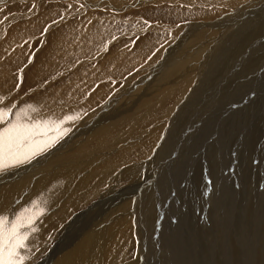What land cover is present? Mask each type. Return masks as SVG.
<instances>
[{
    "label": "rangeland",
    "instance_id": "obj_1",
    "mask_svg": "<svg viewBox=\"0 0 264 264\" xmlns=\"http://www.w3.org/2000/svg\"><path fill=\"white\" fill-rule=\"evenodd\" d=\"M1 1L0 65L11 75L0 130L35 125L37 142H49L0 168L2 192L27 174L0 211L9 225L35 214L20 229L22 264H73L78 245L95 254L104 239L115 254L92 264H263L264 0H139L116 11L91 6L99 0ZM58 153L64 163L43 171ZM71 164L74 177L53 176ZM42 178L59 188L38 196L36 211L17 208Z\"/></svg>",
    "mask_w": 264,
    "mask_h": 264
},
{
    "label": "bare ground",
    "instance_id": "obj_2",
    "mask_svg": "<svg viewBox=\"0 0 264 264\" xmlns=\"http://www.w3.org/2000/svg\"><path fill=\"white\" fill-rule=\"evenodd\" d=\"M1 1V0H0ZM24 1V0H23ZM26 1V0H25ZM24 1V2H25ZM29 1V0H28ZM94 1V0H93ZM139 0H114L113 2H108V3H103V1H101V0H99V1H97L96 3H94V6H93V4L91 5L92 7H96V6H98V7H109V8H117V9H115V11L116 10H118V8L119 9H121L122 7H129V6H131V5H129L131 2L133 3V5H135V4H137V2H138ZM144 1V0H143ZM185 1H187V0H184V2ZM188 1H190V0H188ZM233 1H235V0H225V2H228V3H232ZM2 3H5V1L3 2V1H1ZM37 2H39V1H37ZM44 2V1H43ZM67 2V1H66ZM140 2V1H139ZM180 2H183L182 0L180 1ZM210 2L211 3H218V5H219V2H222V0H214V2L212 1V0H210ZM8 3H10V2H8ZM31 3V2H30ZM34 3V2H33ZM33 3H31V4H33ZM112 3V4H111ZM193 3V2H192ZM236 3H238V2H236ZM48 4V3H47ZM29 5V4H28ZM34 6H35V4H33ZM104 5V6H103ZM111 5V6H110ZM112 5H114V7H112ZM140 5V4H139ZM37 6V5H36ZM46 6H48V5H46ZM83 6H84V4H83ZM136 6V5H135ZM29 7V6H28ZM49 7V6H48ZM62 7V6H61ZM85 7V6H84ZM50 8V7H49ZM53 8H55V6L53 7ZM215 8V7H214ZM5 9V8H4ZM52 9V8H51ZM50 10V9H49ZM107 10V9H106ZM59 11V10H58ZM61 11V10H60ZM109 11V10H108ZM234 11V10H233ZM262 11V10H261ZM35 12V11H34ZM43 12V11H42ZM146 12V11H145ZM205 12V11H204ZM210 12V11H209ZM1 13V12H0ZM6 13V12H5ZM32 13V12H31ZM41 13V12H40ZM217 13V12H216ZM21 14V13H20ZM33 14V13H32ZM43 14V13H42ZM46 14V13H45ZM47 14H48V12H47ZM71 14V13H70ZM77 14H79V13H77ZM131 14V13H130ZM25 15V14H24ZM34 15V14H33ZM41 16H43V15H41ZM117 16H118V14H117ZM28 17H30V16H28ZM44 17V16H43ZM48 17V16H47ZM121 17V16H120ZM23 18V20H24V16L22 17ZM32 18V17H31ZM42 18V17H41ZM110 18H111V16H110ZM123 18V17H122ZM113 19V18H112ZM7 20V19H6ZM22 20V22H23V25H22V23H21V26H15V28H11L10 29V34L8 35V37H7V40H9V39H12L13 38V36H15V37H17L16 35H17V32L18 31H20L21 29H22V31H20V32H23L25 29H26V27L29 25L28 23L26 24V21H23ZM28 20V19H27ZM38 20V19H37ZM119 20V19H118ZM117 19H116V21H118ZM31 21V20H30ZM106 21L107 20H105V22L104 23H106ZM119 21H121V20H119ZM10 22V21H9ZM101 21H99V23H100ZM127 22V21H126ZM128 22H130V21H128ZM32 23V22H31ZM238 23V22H237ZM110 24V23H109ZM59 25V24H58ZM107 25V24H106ZM1 26V25H0ZM3 26V25H2ZM73 26V25H72ZM76 26V25H75ZM90 26V25H89ZM96 26V25H95ZM12 27H14V26H12ZM103 27V26H102ZM33 28V26L30 28V29H32ZM76 28V32H77V27H75ZM0 29H2V28H0ZM28 29V28H27ZM69 30H70V27H69ZM82 30V29H81ZM90 30H92V29H90ZM201 30V29H200ZM75 31V30H74ZM89 31V30H88ZM2 32H3V30H2ZM8 32V31H7ZM70 32V31H69ZM68 32V33H69ZM71 32H72V30H71ZM95 32V31H94ZM98 32H101V31H99V29H98ZM26 33V32H25ZM75 34H77V33H75ZM79 34V33H78ZM78 34H77V36H78ZM93 34V33H92ZM95 34V33H94ZM240 35V34H239ZM21 36V35H20ZM69 36H71V35H69ZM84 36V35H83ZM19 37V36H18ZM72 37V36H71ZM86 37V36H85ZM73 38V37H72ZM70 39V38H69ZM82 39V38H81ZM144 39V38H143ZM6 40V41H7ZM71 40V39H70ZM84 40V39H83ZM51 41V40H50ZM149 41V40H148ZM171 41V40H170ZM241 41V40H240ZM14 41H12L11 43H13ZM54 42V41H53ZM145 42H147V41H145ZM5 43V42H4ZM0 44H3V43H0ZM83 44H84V42H83ZM19 45V44H18ZM82 45V44H81ZM85 45H86V42H85ZM146 45V44H145ZM3 46V45H2ZM2 46H0V50H1V47ZM50 46V45H49ZM139 46V45H138ZM147 46V45H146ZM154 46H156V45H154ZM6 48V47H5ZM46 48V47H45ZM59 48H60V50H64V49H68V45H66L65 47H64V49H61V47H58V50H59ZM63 48V47H62ZM76 48V47H75ZM6 50V53H7V50H10V48L8 49H5ZM48 50V49H47ZM59 50V51H60ZM45 51V50H44ZM53 51V50H52ZM75 51H76V49H75ZM115 51V50H114ZM163 51V50H162ZM9 52V51H8ZM21 52H22V50H21ZM54 52V51H53ZM57 52V51H56ZM55 52V53H56ZM116 52H117V49H116ZM5 52H0V62H1V60H2V56H4L5 54H4ZM14 53H16V52H14ZM121 53V55H123L124 56V54L125 55H127L126 53H124V54H122L123 53V51H121L120 52ZM21 54V53H20ZM41 54V53H40ZM57 54H60L59 52L57 53ZM116 54H118V53H116ZM42 55V54H41ZM40 55V56H41ZM46 56V55H45ZM111 56V55H110ZM47 57V56H46ZM128 57V56H127ZM20 58V57H19ZM39 58V57H38ZM11 59V58H10ZM10 59H8V60H10ZM106 59H108V58H106ZM5 60H6V58H5ZM40 60V59H39ZM53 60V59H52ZM120 60H122V59H120ZM260 60V59H259ZM4 61V60H3ZM2 61V62H3ZM11 61V60H10ZM9 61V62H10ZM55 61V60H54ZM102 61H106V60H102ZM110 61V60H109ZM108 61V63H110ZM101 63V62H100ZM104 64H102V65H105V66H108V64H107V62H103ZM124 63H126V62H124ZM9 63H8V61H5V62H3L1 65H0V86H5L6 87V82H9L8 81V79L10 78V75H11V72H10V68H9V65H8ZM18 64V63H17ZM37 64V63H36ZM35 64V65H36ZM110 65V64H109ZM112 66V65H111ZM36 67V66H35ZM86 67V66H85ZM84 67V68H85ZM5 68V71H7V72H5L4 71V73L6 74H4L3 73V69ZM38 68V67H37ZM110 68V67H109ZM36 69V68H35ZM108 68H106V70H107ZM80 70H85V69H80ZM95 70V69H94ZM94 70H90V73L89 74H87V75H85L86 77H90V76H92V77H94V75H96L97 73H96V71H94ZM105 70V71H106ZM85 71H87V70H85ZM109 71V70H108ZM82 72V71H81ZM81 72H79V73H81ZM30 73V72H29ZM36 73V72H35ZM100 74H103L102 72L100 73ZM83 75V74H82ZM81 75V76H82ZM32 76V75H31ZM81 76H79V77H81ZM256 76V75H255ZM86 77H83V78H86ZM97 78V77H96ZM101 78V77H100ZM258 80H264V78L263 77H261V78H259ZM89 81V80H88ZM80 82V81H79ZM78 82V80H77V82H76V84L75 85H77L78 86V84H80ZM8 85H9V83H8ZM68 85V84H67ZM74 85V86H75ZM71 86V85H70ZM72 88H74V87H72ZM83 88V87H82ZM156 88V87H155ZM262 89V88H261ZM68 90V89H67ZM81 90V89H80ZM237 90H239V89H237ZM0 91H3L1 88H0ZM100 91V90H99ZM154 91V90H153ZM157 91V90H156ZM78 92V91H77ZM237 92V91H236ZM67 94V93H66ZM76 94V93H75ZM82 94V93H81ZM99 94V93H98ZM252 94V93H251ZM137 95V94H136ZM248 95H250V94H248ZM256 95V94H255ZM3 96V95H2ZM42 96V95H41ZM73 96V95H72ZM246 97V96H245ZM166 98V97H165ZM235 98V97H234ZM241 98V97H240ZM56 99H58V98H56ZM55 99V100H56ZM132 99V98H131ZM232 99V98H231ZM37 100V99H36ZM227 100V99H226ZM237 100V99H236ZM52 101V100H51ZM61 101V100H60ZM131 101V100H130ZM229 101V100H228ZM228 101H227V103H228ZM232 101V100H231ZM230 101V102H231ZM69 102V101H68ZM71 102V101H70ZM75 102V101H74ZM226 102V101H225ZM238 102V101H237ZM56 103H58V101H56L55 102V104ZM62 103H63V101H62ZM64 103H66V102H64ZM29 104V103H28ZM51 104V103H50ZM234 104V103H233ZM246 104V103H245ZM52 105V104H51ZM227 105V104H226ZM235 105V104H234ZM252 105V104H251ZM254 105V104H253ZM43 106V105H42ZM74 106V105H73ZM229 106V105H228ZM231 106V105H230ZM234 107V106H233ZM245 107V106H244ZM75 108H76V106H75ZM230 108V107H229ZM236 108V107H235ZM259 108V107H258ZM147 109V108H146ZM240 109V108H239ZM245 109V108H244ZM251 109V108H250ZM3 110V109H2ZM7 110V109H6ZM33 110V109H32ZM40 110V109H39ZM77 110V109H76ZM243 110V109H242ZM22 111V110H21ZM80 111V110H79ZM147 111V110H146ZM153 111V110H152ZM229 111V110H228ZM231 111V110H230ZM240 111V110H239ZM23 112H25V111H23ZM27 112V111H26ZM238 112V111H237ZM31 113H32V115H33V112L31 111ZM30 113V114H31ZM35 113V112H34ZM38 114H39V112H37ZM36 113V114H37ZM75 113H77V111H75L74 112V114ZM235 113H236V111H235ZM23 114V113H22ZM73 114V115H74ZM78 114V113H77ZM231 114H233L232 113V111H231ZM239 114H240V112H239ZM35 115V114H34ZM33 115V117H35ZM72 115V116H73ZM227 115V114H226ZM246 115V114H245ZM22 117L24 116V114L23 115H21ZM28 116V118L31 116V115H27ZM75 116V115H74ZM21 117V118H22ZM32 117V116H31ZM32 117V118H33ZM71 117V116H70ZM133 117V116H132ZM135 117V116H134ZM139 117V116H138ZM226 117V116H225ZM233 117H234V115H233ZM242 117V116H241ZM14 119H16L15 118V116L13 117ZM12 118V121L14 120ZM19 118V117H18ZM131 118V117H130ZM129 118V119H130ZM216 118H217V116H216ZM72 119H74V118H72ZM17 120V119H16ZM44 120H45V118H44ZM227 120V119H226ZM248 120V119H247ZM11 121V122H12ZM19 121V120H18ZM35 121V120H34ZM123 121H125V120H123ZM241 121V120H240ZM250 121V120H249ZM22 122V121H21ZM77 122V121H76ZM107 122V121H106ZM165 122V121H164ZM231 122V121H230ZM238 122H239V119H238ZM18 123V122H17ZM16 123V124H17ZM23 123V122H22ZM119 123V122H118ZM130 123V122H129ZM231 123H233V121L231 122ZM15 124V123H14ZM18 124H20V122L18 123ZM195 124V123H194ZM244 124V123H243ZM11 125H13V122H12V124L11 123H9V125H7L8 127L9 126H11ZM24 125H26L25 123H24ZM134 125V124H133ZM181 125V124H180ZM188 125V124H187ZM191 125V124H190ZM224 125H226V124H224ZM184 126V125H183ZM189 126V125H188ZM249 126V125H248ZM105 127V126H104ZM132 127V126H131ZM130 127V128H131ZM213 127V126H212ZM217 127V126H216ZM226 127V126H225ZM231 127V126H230ZM252 127V126H251ZM214 128V127H213ZM212 128V129H213ZM219 128V127H218ZM232 128V127H231ZM242 128V127H241ZM97 129H99V128H97ZM101 130H102V128H100ZM105 129V128H104ZM215 129V128H214ZM223 129V128H222ZM244 129V128H243ZM69 130V129H68ZM211 131H213V130H211ZM102 132H103V130H102ZM183 132V131H182ZM232 132H233V130H232ZM97 133H99V132H97ZM241 133V132H240ZM246 133V132H245ZM177 134H178V132H177ZM242 134V133H241ZM254 134V133H253ZM175 135H176V133H175ZM180 135V134H179ZM105 136H106V134H105ZM139 136V135H138ZM178 136V135H177ZM217 136V135H216ZM243 136V135H242ZM97 137L100 139V140H102L103 138L102 137H100V136H98L97 135ZM232 137V136H231ZM97 138V139H98ZM121 138V137H120ZM145 138V137H144ZM179 138H180V136H179ZM158 140V139H157ZM183 140H185L184 138H183ZM209 140V139H208ZM40 141V140H39ZM99 141V140H98ZM104 141V140H103ZM209 142V141H208ZM212 142V141H211ZM214 142V141H213ZM223 142V141H222ZM107 143V142H106ZM230 143V142H229ZM241 143V142H240ZM126 144V143H125ZM157 144V143H156ZM210 144V143H209ZM215 144V143H214ZM222 144V143H221ZM221 144H220V146H221ZM228 144V143H227ZM91 145V144H90ZM202 145V144H201ZM223 145V144H222ZM94 146V145H93ZM103 146V145H102ZM101 146V147H102ZM170 146V145H169ZM214 146V145H213ZM226 146V145H225ZM228 146V145H227ZM240 146V145H239ZM100 147V146H99ZM124 147V146H123ZM171 147V146H170ZM196 147V146H195ZM202 147V146H201ZM211 147V146H210ZM214 147H216L217 148V146H214ZM213 147V149H215ZM241 147V146H240ZM236 148V147H235ZM198 149V148H197ZM202 149V148H201ZM205 149V148H204ZM212 150V149H211ZM237 150V149H236ZM52 151V150H51ZM61 151V150H60ZM170 151V150H169ZM222 151V150H221ZM220 151V152H221ZM111 152V151H110ZM121 152V151H120ZM165 152V151H164ZM172 152V151H171ZM218 152V151H217ZM224 152V151H223ZM225 152H226V149H225ZM238 152V151H237ZM233 153V152H232ZM239 153V152H238ZM53 154V152H51V153H46L45 154V157H48V156H50V155H52ZM59 154V153H58ZM135 154V153H134ZM166 154V153H165ZM219 154V153H218ZM229 154V153H228ZM242 154V153H241ZM61 155H64V154H62V153H60L59 155H56V156H53L52 158H47V159H45V160H43V161H45V162H47V165H46V167L45 168H43V171L44 170H47V169H49L47 166H49V165H53V167H51V168H54V169H56V167H58L61 163H64V162H61L60 163V159H61ZM123 156V155H122ZM147 156V155H146ZM67 157V156H66ZM138 157V156H137ZM223 157V156H222ZM231 157V156H230ZM239 157V156H238ZM63 158H65V157H62V159ZM192 158V157H191ZM214 158H215V156H214ZM225 159H227V156L225 155V157H224ZM234 158V157H233ZM42 159H44V158H42ZM125 159V158H124ZM138 159V158H137ZM105 160V159H104ZM215 160V159H214ZM232 160V159H231ZM237 160V159H236ZM42 161V162H43ZM213 161V160H212ZM219 161V160H218ZM233 161V160H232ZM239 161V160H238ZM44 162V163H45ZM127 162V161H126ZM137 162V161H136ZM197 162V161H196ZM228 162H230V161H228ZM233 162H235V161H233ZM34 163V162H33ZM59 163V164H58ZM111 163V162H110ZM167 163V162H166ZM217 163V162H216ZM10 164V163H9ZM36 165H37V163H35ZM161 164H163V163H161ZM213 164H215V163H213ZM236 164H238V162L236 163ZM63 165V164H62ZM107 165V164H106ZM167 165V164H166ZM65 166V165H64ZM77 166H79V165H73V164H71V165H69V166H65V167H63L62 168V170L59 172V173H56V174H54L53 176L54 177H57V176H60V174H62L64 171H66L70 176H72V177H74V172H73V170L74 169H76V167ZM219 166V165H218ZM240 166V165H239ZM33 167H36V166H33ZM188 167V166H187ZM219 167H221L222 169L223 168H227V166L225 165V162H224V159H223V161H222V165L221 166H219ZM235 167V166H234ZM237 167H238V165H237ZM252 167V166H251ZM250 167V168H251ZM71 168H73V169H71ZM27 169V168H26ZM213 169V168H212ZM212 169H210V170H212ZM232 169V168H231ZM238 169V168H237ZM48 171V170H47ZM233 171V170H232ZM26 172H28V171H26ZM51 172V171H50ZM14 173H16V172H14ZM38 173V172H37ZM109 174V173H108ZM173 174V173H172ZM215 174V173H214ZM225 174V173H224ZM250 174V173H249ZM8 175V174H7ZM27 174H24V177H23V172L22 173H20V174H18L15 178H14V180H12L9 184H8V186H6V184H5V186L8 188L7 190H5V191H3L2 192V188L0 189V211H2L3 209H4V207H6L7 206V203H8V201H10V198H11V196L12 195H14V194H19V192L21 191V190H23L24 188H23V182H21V180H23L24 178H25V176H26ZM171 175V174H170ZM226 175H227V173H226ZM231 175V174H230ZM236 175V174H235ZM9 176V175H8ZM41 176V175H40ZM7 177V176H6ZM23 177V178H22ZM43 177V176H42ZM63 177V176H62ZM61 176H60V179L62 178ZM236 177V176H235ZM9 178V177H8ZM127 178V177H126ZM221 178V177H220ZM43 179V178H42ZM49 179H51V178H49ZM44 180H45V178L43 179V181L41 182L42 183V190L41 191H39V192H31L32 193V195H33V197L31 196V195H29V197H28V199H26V201H22V202H18V203H16L17 204V208H20L21 206H23L24 204H25V206H34V207H32L30 210H32V211H36V208H39V207H42V203L40 202V200L38 199V196H40L41 194H45L46 193V191H50V189H53V188H59V187H57L56 185H54V184H48V185H45V183L43 184V182H44ZM61 180H64L63 178L61 179ZM67 180V179H66ZM66 180H64V181H66ZM73 180V179H72ZM233 180V179H232ZM2 181V180H1ZM9 181V180H8ZM79 181V180H78ZM4 182V181H3ZM94 182V181H93ZM5 183V182H4ZM30 183H31V181H30ZM29 183V184H30ZM79 183V182H78ZM148 183V182H147ZM22 185L21 187L20 186H18V185ZM56 184V183H55ZM33 185H35V184H33ZM173 185V184H172ZM17 186V187H16ZM25 186V185H24ZM38 186V184L37 185H35L33 188L35 189L36 187ZM163 188V187H162ZM29 190V189H28ZM116 190V189H115ZM22 193V192H21ZM225 194V193H224ZM59 195V194H58ZM17 196V195H16ZM23 197V196H22ZM26 198V197H25ZM11 199H13V198H11ZM41 199V198H40ZM144 199V198H143ZM152 200V199H151ZM18 201V200H17ZM104 201V200H103ZM2 207V208H1ZM12 210V209H11ZM151 210V209H150ZM245 210V209H244ZM31 211V212H32ZM30 212V213H31ZM92 213V212H91ZM23 214V213H22ZM28 214H29V212H28ZM38 214V213H37ZM35 215V214H34ZM34 215H29L28 217H31V218H33L34 217ZM59 216H60V214H59ZM36 217V216H35ZM41 217H43V216H41ZM40 217V218H41ZM12 218V217H11ZM39 218V217H38ZM37 218V219H38ZM111 218V217H110ZM242 219V218H241ZM40 220V219H39ZM112 220V219H111ZM124 220H126V219H124ZM244 220V219H243ZM185 221V220H184ZM215 221V220H214ZM216 221H217V218H216ZM226 221V220H225ZM37 221H33L32 220V223L31 224H34V223H36ZM231 222V221H230ZM239 223V222H238ZM108 224H110V223H108ZM116 224V223H115ZM215 224V223H214ZM231 224V223H230ZM241 224V223H240ZM107 225V224H106ZM30 226V225H29ZM134 226V225H133ZM215 226V225H214ZM220 226V225H219ZM31 227V226H30ZM116 227V226H115ZM228 227H229V225H228ZM231 227V226H230ZM240 227V226H239ZM34 228V227H33ZM204 228V227H203ZM217 228H218V226H217ZM216 228V229H217ZM227 228V227H226ZM91 229V228H90ZM220 229V228H219ZM229 229V228H228ZM240 229V228H239ZM30 230V229H29ZM92 230V229H91ZM99 231V230H98ZM98 233V232H97ZM252 233V232H251ZM90 234V233H89ZM99 234H102V233H100L99 232ZM162 235V234H161ZM201 235V234H200ZM102 236V235H101ZM113 238V236H111V239ZM148 238V237H147ZM106 242L103 244V245H100L99 246V248L96 250V253L95 254H93V253H91V252H88L87 254H86V251H85V249H86V246H84V245H78V247L76 248L77 249V251L75 252V251H73L74 253H73V258H75L76 257V254L78 253V251H80V250H82V249H84V255H82V254H78L77 255V257L74 259V263L73 264H92V263H95L98 259H100V257H103V256H106L108 253L109 254H111L112 253V256H114V254H115V252H112V248H111V250H110V246H111V242H113V241H109L108 239H104ZM108 240V241H107ZM27 241V240H26ZM30 241V240H29ZM31 242V241H30ZM194 242V241H193ZM99 242H97V244H98ZM182 243V242H181ZM209 243V242H208ZM33 244V243H32ZM80 244H81V242H80ZM93 244V243H92ZM99 245V244H98ZM216 247V246H215ZM120 248V247H119ZM91 250V249H90ZM218 250V249H217ZM72 251V250H71ZM88 251V250H87ZM116 251V250H115ZM35 252V251H34ZM182 252V251H181ZM228 252V251H227ZM205 253V252H204ZM251 255V254H250ZM70 258H72V256L70 257ZM230 258V257H229ZM109 259V258H108ZM245 259V258H244ZM104 260H106V259H104ZM110 260V259H109ZM66 261V260H65ZM82 261V262H81ZM208 261V260H207ZM105 262V261H104ZM223 263V262H222ZM229 263V262H228ZM254 264V263H253ZM263 264H264V262H263Z\"/></svg>",
    "mask_w": 264,
    "mask_h": 264
},
{
    "label": "snow or ice",
    "instance_id": "obj_3",
    "mask_svg": "<svg viewBox=\"0 0 264 264\" xmlns=\"http://www.w3.org/2000/svg\"><path fill=\"white\" fill-rule=\"evenodd\" d=\"M3 113H0V121ZM40 135L37 126L13 124L0 130V168L9 163L18 164L29 160L49 146L48 141L37 142L36 136ZM32 218L23 214L17 216L15 222L10 225L7 218L0 216V264H22L19 249L24 247L26 236L20 229L31 225Z\"/></svg>",
    "mask_w": 264,
    "mask_h": 264
}]
</instances>
